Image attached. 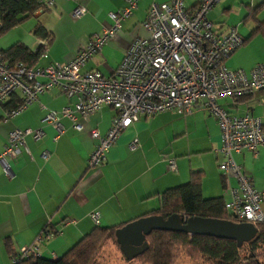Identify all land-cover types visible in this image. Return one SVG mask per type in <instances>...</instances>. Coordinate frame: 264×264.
<instances>
[{
  "label": "crops",
  "instance_id": "crops-1",
  "mask_svg": "<svg viewBox=\"0 0 264 264\" xmlns=\"http://www.w3.org/2000/svg\"><path fill=\"white\" fill-rule=\"evenodd\" d=\"M151 1H136L131 13L120 20L114 36L99 53L85 61L83 71L94 70L104 77L112 74L130 40L144 34L140 21ZM195 1L184 0V4L190 8ZM263 1L219 0L208 11L212 27L224 31L232 26L244 39L225 60L228 67L248 71L255 63H264V38L254 31L264 27ZM51 2L47 9L34 11L8 29L2 36L4 40H0V51L15 42L22 43L29 51L42 47L44 36L34 32L35 26L40 25L49 33L50 40L32 66L64 62L91 34L111 23L109 11L117 12L126 5L125 0ZM77 5H83L85 11L79 17H72L70 12ZM257 98L264 101V89L245 98H223L218 103L231 114L259 116L264 124V105H258ZM66 103L65 95L52 88L10 121L0 122V151L13 129L33 132L40 128L43 132L37 138L32 134L24 136L28 152L21 151L15 159L6 161L8 174L0 166V264H10V254L32 243L44 229L49 235L40 242V256L57 259L92 229L94 225L88 217L91 212L99 214L102 226H118L146 216L159 207L160 194L186 182L190 171L201 173L203 198L229 199L226 192L235 180L218 168L221 158L214 154L218 145L217 123L203 109H194L186 116L172 111L138 116L108 149L104 162L97 168H87V158L95 144L88 131L96 128L104 134L114 111L101 107L91 113L81 131L62 119V132L53 139L54 129L40 123L44 114L41 105L58 111ZM133 137L137 146L130 149ZM43 151L48 152L45 158ZM232 157L253 187L264 190V145L255 154L243 151ZM169 159L174 161L175 172L167 168ZM260 207L264 214V200Z\"/></svg>",
  "mask_w": 264,
  "mask_h": 264
},
{
  "label": "built area",
  "instance_id": "built-area-1",
  "mask_svg": "<svg viewBox=\"0 0 264 264\" xmlns=\"http://www.w3.org/2000/svg\"><path fill=\"white\" fill-rule=\"evenodd\" d=\"M119 11H109L111 23L91 34L86 43L79 45L71 58L54 61L45 66H27L21 61L10 62L0 51V122L6 123L37 101L39 96L52 88L65 95L67 103L58 111L45 108L40 123L51 126L55 139L62 132L60 120H68L76 131L84 129L88 116L101 107L114 111L108 129L100 134L96 128L88 131L95 140L87 158V168H97L105 160L106 153L121 132L138 116L150 117L164 111H174L182 116L194 109H203L213 117L218 127V145L214 154L220 156L218 168L233 176L235 184L227 190L229 199L223 207L237 222H249L253 226L264 220L261 203L264 190H257L234 162L233 154L251 152L264 145L262 121L253 114L229 113L218 100L221 98H245L264 89V63H255L248 71L231 68L227 57L242 43V36L232 26L221 31L212 27L208 11L219 0H196L190 8L184 0L151 1L145 17L140 21L143 35L134 36L110 76L104 77L94 70L83 71L86 60L99 53L119 28L137 0H125ZM43 0L42 11L51 5ZM85 11L83 5L75 6L70 14L79 17ZM48 42L44 37L42 47ZM12 95H17L13 106L3 107ZM258 105H264L261 98ZM40 128L13 129L7 143L0 151V166L8 174L6 161L15 159L21 151L28 152L24 136L42 135ZM137 146L132 138L129 148ZM47 151L42 152L46 157ZM168 170L175 172L173 159L167 161ZM93 225L100 224L96 212L88 214ZM187 218L182 216V219ZM40 232L32 243L23 245L10 264L21 258L40 257L39 245L48 237L47 229Z\"/></svg>",
  "mask_w": 264,
  "mask_h": 264
},
{
  "label": "trees",
  "instance_id": "trees-1",
  "mask_svg": "<svg viewBox=\"0 0 264 264\" xmlns=\"http://www.w3.org/2000/svg\"><path fill=\"white\" fill-rule=\"evenodd\" d=\"M41 2L40 0H0V35L12 26L30 17L34 11L40 8ZM262 3L253 7L251 12L254 13ZM45 9L47 8H43V10ZM254 31L259 32L264 38V27H258ZM34 32L39 36L48 37V41L50 40L49 33L40 25L35 26ZM42 51V47L29 51L20 42H15L6 49L1 50L5 59L10 62L21 61L27 66L34 65ZM16 102L17 95H12L3 107L13 106ZM261 130L264 135V124L261 125ZM200 180L201 173L199 171H190L186 182L167 188L160 194L159 207L156 210L150 211L147 215L158 214L165 218L172 213H176L181 218L182 216H196L220 218L237 222L224 209L222 198H203L201 196ZM121 225H94L88 233L75 241L55 260L42 256L26 257L21 258L15 264H89L95 252L108 241L112 242L118 250L113 232L115 228ZM255 228L256 234L254 238L241 244L239 247L236 246L234 241L228 239H218L203 235H188L179 232L151 231L145 237L147 249L134 257L133 260L147 264H172L176 258L177 251L181 249L184 255L192 259L205 256L212 260H217V264H240L244 257L239 256L238 249L242 245L248 244L250 247L244 260L248 261V264H260L258 257H264V251L260 249V246L264 247V220L257 223ZM51 233L55 234L56 232L53 231ZM259 250L261 252L257 253ZM16 255L17 252L15 254L11 253L10 258ZM125 260L128 261L127 259Z\"/></svg>",
  "mask_w": 264,
  "mask_h": 264
},
{
  "label": "water",
  "instance_id": "water-1",
  "mask_svg": "<svg viewBox=\"0 0 264 264\" xmlns=\"http://www.w3.org/2000/svg\"><path fill=\"white\" fill-rule=\"evenodd\" d=\"M155 230L228 239L234 241L237 247L253 239L256 234L255 226L249 222L196 216L182 219L172 213L165 218L152 214L126 222L114 229V240L123 257L131 260L147 249L145 237Z\"/></svg>",
  "mask_w": 264,
  "mask_h": 264
},
{
  "label": "rangeland",
  "instance_id": "rangeland-1",
  "mask_svg": "<svg viewBox=\"0 0 264 264\" xmlns=\"http://www.w3.org/2000/svg\"><path fill=\"white\" fill-rule=\"evenodd\" d=\"M5 33V32H4ZM0 35V40L3 41L4 39ZM223 98L219 99L218 102L223 101ZM174 112V111H172ZM175 113V112H174ZM177 114V113H176ZM178 116H182L181 114H177ZM249 245L244 244L242 245L239 250V256L240 257H246L247 252L249 250ZM260 249L264 251V247L260 246ZM261 250L257 251V253L261 252ZM242 259V262L240 264H248V261ZM258 262L260 264H264V257H258ZM89 264H147L143 262H139L137 260H128L126 261L122 254L117 250V248L114 246V244L110 241L104 243L100 248L95 252L94 257L91 259ZM172 264H217V260H212L210 258H207L205 256H199L196 259H192L190 257H187L184 255L183 251L179 249L176 253V258L172 262Z\"/></svg>",
  "mask_w": 264,
  "mask_h": 264
}]
</instances>
